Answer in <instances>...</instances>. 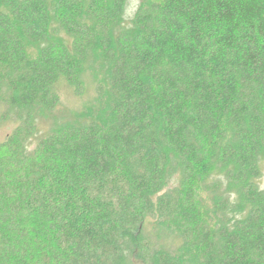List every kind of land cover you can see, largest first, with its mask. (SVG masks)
I'll return each mask as SVG.
<instances>
[{"label": "trees", "instance_id": "trees-1", "mask_svg": "<svg viewBox=\"0 0 264 264\" xmlns=\"http://www.w3.org/2000/svg\"><path fill=\"white\" fill-rule=\"evenodd\" d=\"M127 5L0 0V264H264V0Z\"/></svg>", "mask_w": 264, "mask_h": 264}, {"label": "rangeland", "instance_id": "rangeland-1", "mask_svg": "<svg viewBox=\"0 0 264 264\" xmlns=\"http://www.w3.org/2000/svg\"><path fill=\"white\" fill-rule=\"evenodd\" d=\"M140 0H128V5L126 9V18H130L135 9L137 8ZM58 97H59V108L55 111L57 114L66 111V113L70 112H77L72 110H78L81 108L83 103L86 101V97L81 98L77 97L72 89L67 86L65 83L59 85L58 89ZM5 108L0 103V143L6 138L8 134L11 133L13 128L15 127V122L11 119L10 116H4ZM68 111V112H67ZM50 124L49 120L46 119H39L38 125L40 130L43 132L47 129L48 125ZM263 174H264V166H263ZM262 186L264 187V175L261 179Z\"/></svg>", "mask_w": 264, "mask_h": 264}]
</instances>
